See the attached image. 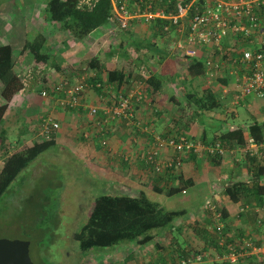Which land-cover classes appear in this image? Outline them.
I'll list each match as a JSON object with an SVG mask.
<instances>
[{"label": "crops", "instance_id": "1", "mask_svg": "<svg viewBox=\"0 0 264 264\" xmlns=\"http://www.w3.org/2000/svg\"><path fill=\"white\" fill-rule=\"evenodd\" d=\"M118 1L113 0L110 20L80 40L63 30L60 24L51 22L47 11L48 0H0V46L10 45L12 47L15 71L25 83V88L11 101L1 128L6 130L8 136L6 151L11 153L15 149L43 139L39 133L40 124L45 119L52 118L60 124V127L52 133L56 142L52 148L60 147L64 153L72 157V160H76V162L80 160L84 164L88 162L103 169V174L107 173L111 179L120 177L124 182L129 183L128 186L119 184L124 192L119 196H132L134 193L138 196L142 191L146 194L148 191L158 193L155 186L162 189L184 185L185 190L197 188L198 181H203V179L200 180L201 178L207 174L211 175L207 169L208 158L206 155L186 156L180 172L157 175L152 167L144 161L151 137V134L145 131V127L162 135H174L177 130H181L184 131V134L200 139L205 133V130L200 132V118L193 117L191 119L190 117L186 121L187 117L175 106L178 105L177 103L184 104L183 94L193 92L192 87L194 86L198 88L196 80L198 77L202 78L203 75H198L197 67L190 69L193 59L187 58L174 48L173 41L181 36L177 29L173 28L167 34H162L163 32L159 34L161 23L147 22L141 17L131 19L129 26L125 29L120 27L116 18ZM137 9L133 5L130 11L140 13ZM35 28L45 33L49 49H55L51 54L64 69V76L73 83L82 80L84 76L89 80L98 76V81L102 78L100 82L104 83L107 70L124 68L128 73L136 72V65H139L140 62L156 75L163 76L164 84L160 91L154 94L151 93L152 88L147 85L146 80L137 84L143 83L144 85V99L140 102L136 101L134 104L135 113L137 118L142 120V125L136 126L135 123L130 124L124 120L104 124L103 114L92 118L88 115L87 109L82 107L62 109L57 103L60 95L53 91L49 92L48 97H43L42 90L48 89L49 91L51 85L65 80H62L63 76L58 74L52 64L49 67H47L48 64H37L33 55L24 51L27 33ZM209 53L210 50L204 51L201 58H205ZM201 58H197L198 61H202ZM93 59L99 62L94 63L96 68H92L89 64ZM187 62H189L187 72L190 76L188 81H186V76L184 79V67ZM134 76L133 73L130 74V81L120 89L128 91L134 88L136 85L132 84L136 78ZM229 80L231 78L226 79V83ZM186 82L190 85L191 91H188ZM116 86L114 84L117 89ZM2 87L3 84L0 81V92ZM102 95H104L103 91L98 92L89 86L84 94V103L88 106L104 105L105 103L101 100ZM223 98H226L225 102L234 101V98L229 95H224ZM3 102L0 94V104ZM209 117L211 116L209 115ZM218 118L223 120L226 115ZM12 128L16 129L15 136L17 138H9V129ZM193 128L198 129V132H195ZM230 129H235V127ZM105 133L109 140L108 146H103L101 143V138ZM6 151L3 152L5 153L4 157L7 155ZM171 155L172 150L168 149L163 153L162 158L168 159ZM205 159L206 162H204ZM238 159V157L236 160L228 158L223 163L230 178L235 172H233L234 166L237 169L240 168V165L246 166L243 158L237 161ZM205 163H207L206 167ZM207 179L210 180L209 177ZM231 204L234 208L231 207ZM239 206V203L233 201L225 202L222 206L229 211L227 222L230 227V236L232 238L253 237L261 244L263 243L260 244V247H263L264 251V228L257 227L255 223L257 219L255 214L258 213H251V210L248 209L244 210L247 213L244 211L241 213L240 210L243 209ZM257 210L261 215L260 212L264 208ZM183 222L179 219L175 225L178 226ZM130 244H134V246H130ZM130 244L119 245L104 254L108 256L114 253L113 250H116V257L119 259L113 264H158L160 262L158 257L165 255L161 254L157 247L151 243L147 245ZM126 247L129 252L136 250V254H138V256L134 255L135 257L133 256L128 263L125 262V258L131 257L120 253V249H126ZM142 251L148 252V255L141 256ZM169 251L170 248H167L163 252ZM261 255L260 257L264 259V252Z\"/></svg>", "mask_w": 264, "mask_h": 264}, {"label": "trees", "instance_id": "2", "mask_svg": "<svg viewBox=\"0 0 264 264\" xmlns=\"http://www.w3.org/2000/svg\"><path fill=\"white\" fill-rule=\"evenodd\" d=\"M180 1L184 4L191 2V0H153V6L155 9L158 7L167 12H176ZM122 2L124 1L122 0ZM148 2L149 0H129L128 8H132L134 5L138 8L137 10L143 13L148 9ZM112 10L113 0H93L90 5L82 3V0H48L47 2V11L51 22L60 24L63 30L80 40L105 25L112 17ZM156 21L161 23L159 34L162 32V34H167L168 32L164 31V27L168 21L164 19H157ZM49 48L48 38L43 31L35 28L27 33L24 51L31 53L37 64H52L58 74L63 76L62 80H68L64 76V69L56 62L49 52ZM141 60H143L142 57ZM97 62L96 59H93L89 64L92 68H96L94 63ZM142 64L140 62L139 65H136V72L128 73L124 68L107 70L104 83L115 84L120 90L122 86L126 85V82L130 81V74L133 73L136 77L132 81L133 85L136 84L135 86H137L139 82L146 80L147 85L153 90H151L152 94L159 92L164 84L163 76L156 75ZM196 67L199 70L198 75L204 76L206 74L204 63L194 58L190 69ZM142 69L147 70L148 73L142 74ZM98 80V76L92 77L89 83L91 88L102 92L103 90L97 87V83L102 81V78L100 81ZM0 81L3 84L0 94L4 100L0 104V155L4 157L5 153L3 152L6 151L8 136L6 130L1 128L11 101L16 94L25 88L23 78L15 71L10 45L0 46ZM222 82L226 83L224 80ZM143 86L142 84L141 89ZM143 92L142 96L140 95L141 100L145 96ZM183 95L184 104L177 103L175 108L178 111L181 110L180 112L187 117L186 121L191 117H189L188 112H191L195 119L201 118L203 113L219 108L223 103L226 104V98L224 99V96L218 95L210 88H206L202 95L195 91ZM183 132L177 130L174 135L180 136L184 134ZM174 135L162 136L171 137ZM208 136L211 135H208L205 130L201 139L198 140L206 144L220 143L229 155H231L229 153L231 150L247 149L250 139L256 144L257 147L248 149L247 152L243 153L242 160L245 161L246 166L240 165L238 170L234 166L233 172H237L229 180H225L226 170L223 165L225 155L219 152L206 154L208 158L207 169L216 179L223 182V194L231 201L239 203L243 210L248 209L251 210V213H258L257 215L254 213L257 217L255 223L257 227L264 228V214L260 212V215L257 210L264 208V119L254 118L250 123L240 125L235 129L221 133L216 131L211 139H208ZM55 143V138L51 136L15 149L11 153L6 151L7 155L3 160H0L3 161L0 167V199L17 176L30 163L53 147ZM236 159L237 157H235ZM239 160L240 158L237 161ZM147 165L150 166V164ZM150 167L155 172V168ZM155 173L157 175L163 174ZM164 173L176 174V171L172 168L167 169ZM184 186L169 189L155 187L160 194L174 195L185 190ZM94 199V203L87 213L89 215L88 220L74 234L82 252L86 253L94 249H113L122 244L147 245L151 243L157 247L161 254H165L158 257V261H160H157L158 264H182L183 259L196 255H201L202 259L193 264H264L262 257L251 253V247H246V243L260 246L261 242L253 237L232 238L227 222L229 211L222 207V219L219 222L208 207L211 200L203 202L201 209L198 208L197 215L194 212V218H189L190 211L188 209L167 210L160 203L150 200L143 191L138 196L104 194ZM179 219L184 222L176 226L174 223ZM167 248H170V251L163 252ZM136 253V250H131L127 254L131 258H125V262L131 261L134 255L138 256ZM146 254L148 255V252ZM231 254H237V259L232 260Z\"/></svg>", "mask_w": 264, "mask_h": 264}, {"label": "rangeland", "instance_id": "3", "mask_svg": "<svg viewBox=\"0 0 264 264\" xmlns=\"http://www.w3.org/2000/svg\"><path fill=\"white\" fill-rule=\"evenodd\" d=\"M54 50V48L50 49L49 52L52 53ZM188 63L184 67L186 81L190 79L187 72ZM227 75L229 72L225 71L224 76ZM224 76L198 77L196 80L198 88L192 87V91L199 95H202L206 88H210L218 95H229L234 98V101L230 100L221 107L201 115L199 129L200 132L206 130L208 135H211L208 139H211L216 131L226 132L230 128L250 123L254 118L264 119V98L245 96L242 100H237L232 80L224 83L222 81L227 79ZM186 87L191 91L187 82ZM141 90L143 91V88ZM188 115L193 119L191 112H188ZM222 115H226L223 120L218 118ZM193 129L198 132V129ZM15 131L14 128L9 129L10 139L17 138ZM230 154H225V159L243 157V153L237 150ZM71 158L60 147H51L17 176L0 199V239L29 241L30 255L35 264L116 263L119 259L116 257V250L108 256L104 254L109 251L108 248L82 252L74 234L88 220L87 213L95 197L106 193L112 196L123 194L120 185L128 186L129 183L124 182L120 177L111 179L107 173L103 174V169L88 162L85 164L80 160L76 162ZM3 159L4 157H1L0 160ZM2 162L0 161V167ZM206 165L207 163L205 167ZM205 177L200 179H203L202 182L198 181L197 188H189L174 195L148 191L147 196L167 210L188 209L189 218L197 215L206 200L217 201L221 207L225 202H232L223 194L222 181L212 174H207ZM229 179L230 175L226 172L225 180ZM135 194L132 196H136ZM231 207L234 208L233 204ZM239 208L242 209L241 206ZM242 211L244 210H240ZM261 213H264V210ZM120 253L127 255L129 250L126 247L120 249ZM141 256H146V252L142 251Z\"/></svg>", "mask_w": 264, "mask_h": 264}, {"label": "built area", "instance_id": "4", "mask_svg": "<svg viewBox=\"0 0 264 264\" xmlns=\"http://www.w3.org/2000/svg\"><path fill=\"white\" fill-rule=\"evenodd\" d=\"M92 1L82 0V3L90 5ZM123 1L119 0L117 4L116 18L120 27L127 28L130 20L135 17H141L147 22L157 19L167 20L168 24L165 25L164 31L171 32L173 28L178 30L181 36L173 41V45L184 56L200 59L204 51L210 50L205 58H201L206 66L207 78L224 76L225 71H228L229 75L224 77L227 80L231 78L237 100H242L245 96L264 98V0H192L188 4L180 1L176 12H167L156 6L155 9L153 0H149L148 9L143 13H132L128 8L129 0ZM142 70V74L148 73L147 70ZM142 84L124 91L116 89L113 84L98 82L97 87L104 93L101 96L104 105L88 106L84 103V94L90 86L89 78L85 76L75 83L65 80L53 84L49 91L42 90L41 95L48 97L49 92L53 91L60 95L57 103L62 109L82 107L87 109L88 115L92 118L103 114L104 124L124 120L141 126L142 120L137 118L134 104L136 101H141ZM59 127L58 122L47 118L40 124V136L43 139L50 138L53 131ZM145 131L151 134V137L144 161L153 166L157 173H164L172 168L180 172L186 156H203L216 152L225 155L228 152L220 143H202L187 134L164 137L153 132L149 127H145ZM101 143L103 146L109 145L106 133L101 138ZM254 147L257 146L250 139L249 147L240 151L245 153ZM166 149L172 150V155L168 159L162 158ZM235 151L231 150L229 153ZM208 207L216 220L221 222L223 211L217 201H209ZM246 247H251V253L258 256L264 252L263 247L252 243H246ZM231 258L236 260L237 254H231ZM201 259V255H196L181 262L193 264Z\"/></svg>", "mask_w": 264, "mask_h": 264}, {"label": "water", "instance_id": "5", "mask_svg": "<svg viewBox=\"0 0 264 264\" xmlns=\"http://www.w3.org/2000/svg\"><path fill=\"white\" fill-rule=\"evenodd\" d=\"M30 245L29 241L0 239V264H35Z\"/></svg>", "mask_w": 264, "mask_h": 264}]
</instances>
